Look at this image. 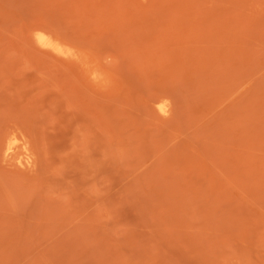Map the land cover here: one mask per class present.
Returning <instances> with one entry per match:
<instances>
[{
	"label": "rangeland",
	"instance_id": "374dc122",
	"mask_svg": "<svg viewBox=\"0 0 264 264\" xmlns=\"http://www.w3.org/2000/svg\"><path fill=\"white\" fill-rule=\"evenodd\" d=\"M0 264H264V0H0Z\"/></svg>",
	"mask_w": 264,
	"mask_h": 264
},
{
	"label": "bare ground",
	"instance_id": "6f19581e",
	"mask_svg": "<svg viewBox=\"0 0 264 264\" xmlns=\"http://www.w3.org/2000/svg\"><path fill=\"white\" fill-rule=\"evenodd\" d=\"M14 145H15V139H12V142L9 145L8 150H11L14 147Z\"/></svg>",
	"mask_w": 264,
	"mask_h": 264
}]
</instances>
